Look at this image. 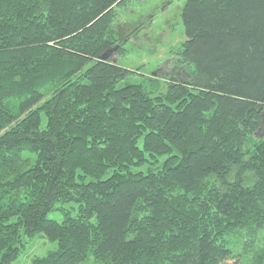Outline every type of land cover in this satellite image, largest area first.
Masks as SVG:
<instances>
[{"label": "trees", "instance_id": "16d2710c", "mask_svg": "<svg viewBox=\"0 0 264 264\" xmlns=\"http://www.w3.org/2000/svg\"><path fill=\"white\" fill-rule=\"evenodd\" d=\"M133 1L0 0V264H264V0H187L156 96L119 87Z\"/></svg>", "mask_w": 264, "mask_h": 264}, {"label": "rangeland", "instance_id": "374dc122", "mask_svg": "<svg viewBox=\"0 0 264 264\" xmlns=\"http://www.w3.org/2000/svg\"><path fill=\"white\" fill-rule=\"evenodd\" d=\"M186 2L187 0H135L127 8L118 10L115 29L118 32L125 30L127 34L133 32L129 40L126 37L122 39L127 53L113 58L117 66L131 72L119 87L127 84L142 85L153 96L167 92L168 83L176 80L175 75L182 71L176 54L182 50L186 41L182 23ZM176 77L179 78V75ZM152 80L155 82L152 83ZM261 137H264V125L257 135V138ZM257 138L254 137L255 140ZM48 217L50 220L63 222V215L58 211L50 213ZM56 247V244L38 235L15 264H31L35 257L45 256L56 250ZM260 249H264V232L257 244V250ZM242 259L243 264H249V259Z\"/></svg>", "mask_w": 264, "mask_h": 264}, {"label": "water", "instance_id": "95a60500", "mask_svg": "<svg viewBox=\"0 0 264 264\" xmlns=\"http://www.w3.org/2000/svg\"><path fill=\"white\" fill-rule=\"evenodd\" d=\"M104 60H106V58H105V57L103 58V61H104Z\"/></svg>", "mask_w": 264, "mask_h": 264}]
</instances>
